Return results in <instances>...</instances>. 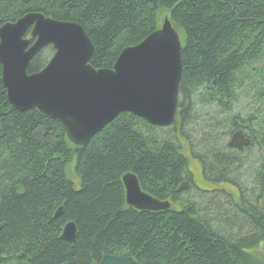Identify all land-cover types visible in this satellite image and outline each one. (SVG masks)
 <instances>
[{"label":"trees","instance_id":"obj_1","mask_svg":"<svg viewBox=\"0 0 264 264\" xmlns=\"http://www.w3.org/2000/svg\"><path fill=\"white\" fill-rule=\"evenodd\" d=\"M30 12L80 24L94 68H112L165 12L182 42L178 109L164 128L121 113L77 146L58 121L10 104L0 64V264H97L104 253L136 264H264V0H0V26ZM53 53L40 50L28 73ZM237 133L242 149L230 145ZM182 141L201 166L190 167ZM128 172L171 207L127 205ZM70 221L74 243L61 237Z\"/></svg>","mask_w":264,"mask_h":264},{"label":"water","instance_id":"obj_2","mask_svg":"<svg viewBox=\"0 0 264 264\" xmlns=\"http://www.w3.org/2000/svg\"><path fill=\"white\" fill-rule=\"evenodd\" d=\"M48 46L54 51L48 63L28 73L32 58ZM181 50L180 35L168 17L142 42L124 48L112 68L90 64L93 45L78 23L30 12L0 26L2 83L10 104L19 111L35 108L58 121L77 146H85L124 112L155 126L171 125L178 108ZM247 144L242 133L230 142L239 149ZM122 182L127 205L153 212L170 208L169 201L144 191L135 174H124ZM61 237L75 242L73 221L65 224ZM97 264L136 263L125 255L104 253Z\"/></svg>","mask_w":264,"mask_h":264},{"label":"rangeland","instance_id":"obj_3","mask_svg":"<svg viewBox=\"0 0 264 264\" xmlns=\"http://www.w3.org/2000/svg\"><path fill=\"white\" fill-rule=\"evenodd\" d=\"M165 15H166V13L165 12H162L161 13V15L159 16V22H162V20H163V18L165 17ZM27 34H29V33H27ZM210 108L211 107H206V110L207 111H209L210 110ZM213 108V107H212ZM200 110H202V108H200ZM199 110V111H200ZM187 130V129H186ZM192 138H193V140L195 139L194 137H193V135H192ZM191 138V139H192ZM219 142V141H218ZM183 144V145H182ZM182 144H180L182 147H183V149H184V154H185V156L187 157V159L189 160V164H190V167H191V165H193V166H196V165H199L200 164V166H201V161L200 160H198V158L196 157V155L194 156L193 155V153L192 152H190V150H191V148H190V146H189V144H188V142L187 141H182ZM190 148V149H189ZM68 174L70 175V177L72 178V179H76V175L74 174V172H73V168H69L68 169ZM200 176V175H199ZM77 183H78V180L76 179L75 180ZM210 183V182H209ZM220 185V188H222V187H224V188H226L225 190H226V192L230 195V196H232L233 197V192L231 193V191H230V189L231 190H234V188L233 187H229V185H222V184H219ZM209 187H211V183L209 184ZM224 188H222V191L223 192H225V190H224ZM220 195H224V194H217V198H218V201H219V203L220 204H222V205H225L226 207L228 206L227 205V201H226V197L225 196H223V197H221ZM234 198V197H233ZM235 200V198L233 199V201ZM229 207V206H228ZM237 213H235V215H236ZM237 216H239V215H237ZM263 247V246H262ZM255 252H256V249H255ZM257 253V252H256Z\"/></svg>","mask_w":264,"mask_h":264}]
</instances>
